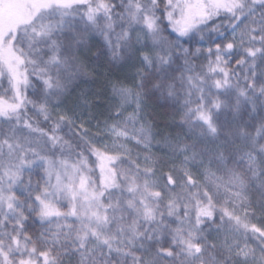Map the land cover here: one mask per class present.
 I'll list each match as a JSON object with an SVG mask.
<instances>
[{
  "label": "snow or ice",
  "instance_id": "6c2138e0",
  "mask_svg": "<svg viewBox=\"0 0 264 264\" xmlns=\"http://www.w3.org/2000/svg\"><path fill=\"white\" fill-rule=\"evenodd\" d=\"M0 264H264V0H0Z\"/></svg>",
  "mask_w": 264,
  "mask_h": 264
},
{
  "label": "trees",
  "instance_id": "16d2710c",
  "mask_svg": "<svg viewBox=\"0 0 264 264\" xmlns=\"http://www.w3.org/2000/svg\"><path fill=\"white\" fill-rule=\"evenodd\" d=\"M71 99H74V97L73 98H70V102H71Z\"/></svg>",
  "mask_w": 264,
  "mask_h": 264
},
{
  "label": "rangeland",
  "instance_id": "374dc122",
  "mask_svg": "<svg viewBox=\"0 0 264 264\" xmlns=\"http://www.w3.org/2000/svg\"><path fill=\"white\" fill-rule=\"evenodd\" d=\"M157 111H159V110H157Z\"/></svg>",
  "mask_w": 264,
  "mask_h": 264
}]
</instances>
